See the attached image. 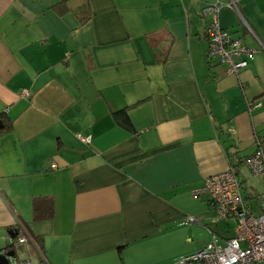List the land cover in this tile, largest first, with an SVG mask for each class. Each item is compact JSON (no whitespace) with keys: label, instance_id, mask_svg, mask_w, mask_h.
I'll list each match as a JSON object with an SVG mask.
<instances>
[{"label":"crops","instance_id":"crops-1","mask_svg":"<svg viewBox=\"0 0 264 264\" xmlns=\"http://www.w3.org/2000/svg\"><path fill=\"white\" fill-rule=\"evenodd\" d=\"M226 1L0 0L8 264H171L219 245L234 220L198 191L229 164L256 210L262 179L242 160L264 146V0H237L247 27ZM216 2L221 28L255 50L236 75L205 55L200 11Z\"/></svg>","mask_w":264,"mask_h":264},{"label":"built area","instance_id":"built-area-1","mask_svg":"<svg viewBox=\"0 0 264 264\" xmlns=\"http://www.w3.org/2000/svg\"><path fill=\"white\" fill-rule=\"evenodd\" d=\"M237 0H227L225 6L239 17L247 27L237 5ZM223 4L216 2L201 8L200 15L211 18L204 21V32L208 37L207 55L223 63V73L236 75L247 61L252 58L254 49L243 46L221 28L216 19L218 9ZM261 48L264 49V46ZM21 94L25 93L21 89ZM252 105V104H250ZM258 103H254L257 106ZM85 145L89 143L88 136L77 135ZM253 154L243 159V164L252 173L262 179V189L257 195L256 210L248 209L243 202L240 184L234 169L227 166L225 169L206 176L198 193L206 197L207 203L218 220L231 217L234 220L233 234L226 237L221 244L216 245L209 241L196 251L186 254L171 264H262L264 263V146L256 143ZM191 220V219H190ZM26 241L23 233L18 234L15 243ZM12 264H48L41 257L37 262L29 259L14 260Z\"/></svg>","mask_w":264,"mask_h":264},{"label":"trees","instance_id":"trees-1","mask_svg":"<svg viewBox=\"0 0 264 264\" xmlns=\"http://www.w3.org/2000/svg\"><path fill=\"white\" fill-rule=\"evenodd\" d=\"M244 25V24H243ZM245 26V25H244ZM246 27V26H245ZM224 30V29H223ZM229 36H230V38L233 40V39H236V40H238L239 41V43L240 44H242L241 42H240V40L238 39V38H235V37H233L232 36V34L231 33H229L228 31H226V30H224ZM203 34H204V37H205V40H206V43H207V46H206V52H205V55H206V57L207 58H209L208 57V55H207V47H208V37H207V35L205 34V32H204V25H203ZM243 45V44H242ZM244 46V45H243ZM209 59H213V58H209ZM213 60H215V59H213ZM216 61V60H215ZM216 62H218V61H216ZM220 63V62H219ZM225 66V65H224ZM113 116H114V118L117 120V121H119V123H121V124H123L124 126H127V127H129L130 126V123H129V121H128V119H127V116H126V112H125V108H122V109H120V110H117V111H115L114 113H113ZM255 142L257 143L258 141H257V139H255ZM256 148L257 147H255V150H256ZM255 150L251 153V154H253L254 152H255ZM251 154H249V155H251ZM249 155H247V156H249ZM247 156H245V157H247ZM244 157V158H245ZM242 163H243V160H242ZM244 165V164H243ZM228 166H230V167H232L233 169H234V166L233 165H231V164H229ZM245 166V165H244ZM234 171H235V173H236V170L234 169ZM236 177H237V173H236ZM238 179V178H237ZM239 181V180H238ZM243 198V197H242ZM47 202H48V200H47ZM243 202H244V199H243ZM49 206L47 207V213H46V217H50L51 215H52V202H51V199L49 200Z\"/></svg>","mask_w":264,"mask_h":264},{"label":"water","instance_id":"water-1","mask_svg":"<svg viewBox=\"0 0 264 264\" xmlns=\"http://www.w3.org/2000/svg\"><path fill=\"white\" fill-rule=\"evenodd\" d=\"M0 127H1V123H0ZM11 253L10 252H6L4 254H0V264H8V259L7 256H9Z\"/></svg>","mask_w":264,"mask_h":264},{"label":"rangeland","instance_id":"rangeland-1","mask_svg":"<svg viewBox=\"0 0 264 264\" xmlns=\"http://www.w3.org/2000/svg\"><path fill=\"white\" fill-rule=\"evenodd\" d=\"M254 186H255V189H257V191L260 190L261 185H260V182H258V179H257V181L254 182ZM233 225H234V222L233 223L232 222H229V229L230 230L233 229Z\"/></svg>","mask_w":264,"mask_h":264}]
</instances>
